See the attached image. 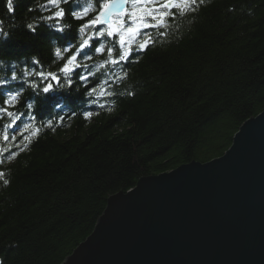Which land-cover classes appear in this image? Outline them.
Returning <instances> with one entry per match:
<instances>
[{
	"label": "trees",
	"instance_id": "1",
	"mask_svg": "<svg viewBox=\"0 0 264 264\" xmlns=\"http://www.w3.org/2000/svg\"><path fill=\"white\" fill-rule=\"evenodd\" d=\"M104 2L0 0V264H60L110 195L264 110V0H129L139 32L112 37L88 26Z\"/></svg>",
	"mask_w": 264,
	"mask_h": 264
},
{
	"label": "water",
	"instance_id": "2",
	"mask_svg": "<svg viewBox=\"0 0 264 264\" xmlns=\"http://www.w3.org/2000/svg\"><path fill=\"white\" fill-rule=\"evenodd\" d=\"M60 264H264V110L238 127L221 156L110 195Z\"/></svg>",
	"mask_w": 264,
	"mask_h": 264
},
{
	"label": "snow or ice",
	"instance_id": "3",
	"mask_svg": "<svg viewBox=\"0 0 264 264\" xmlns=\"http://www.w3.org/2000/svg\"><path fill=\"white\" fill-rule=\"evenodd\" d=\"M52 3H55L56 0H51ZM127 0H105V2L102 4L101 8L102 11L100 12V14L95 18V19H91L89 21V25L88 26H98V25H103V24H107V36L112 37L114 36V34L119 33L121 31V28H124V30L126 31V33L128 34H137L139 32V27H125V21L120 20L119 17L121 15H125V13L123 12H119V13H114L113 9L120 7L122 4L126 3ZM168 5H165V7H167ZM173 7H175V5H172ZM9 10H12V3L11 0H9V4H8ZM85 12H87V9H85ZM63 11H57L55 13V16L57 18H60L63 16ZM77 14L74 12L73 16H76ZM115 15L117 18L116 19H111V17ZM132 19L135 21L137 19V13L136 11L132 12ZM107 18V19H104ZM149 25L147 23L144 24V27H148ZM81 31H83V26L80 29ZM100 35H104L103 31L99 32ZM119 44L120 45H124L125 44V37L124 35H120L119 36ZM86 45H88V41H84L81 45L80 48L83 49ZM141 47H143V45H141ZM97 52H100L102 49L101 48H96L95 49ZM111 51V49L109 50ZM124 57L121 56V59H123ZM77 57L76 56H71L70 59H68V62L64 65L62 71L67 73L69 71H71V67L70 65H72L75 61H76ZM51 76V74H49ZM51 78L53 80L56 79L55 76H51ZM52 86L48 85L47 87H44L43 91L45 93L49 92L50 88Z\"/></svg>",
	"mask_w": 264,
	"mask_h": 264
}]
</instances>
